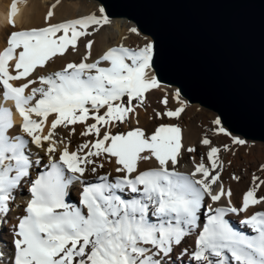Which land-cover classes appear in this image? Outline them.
Here are the masks:
<instances>
[{
    "label": "snow or ice",
    "instance_id": "1",
    "mask_svg": "<svg viewBox=\"0 0 264 264\" xmlns=\"http://www.w3.org/2000/svg\"><path fill=\"white\" fill-rule=\"evenodd\" d=\"M18 2L11 5L13 26ZM54 8L47 11L45 26L12 31L0 50V96L14 101L22 118L19 132L12 134V110L0 107V222L26 180L31 197L13 226L10 264H166L194 231L195 249L184 248L181 256L195 264H264V210L240 221L254 235L230 222L231 215L264 206V195H258L264 179L253 175V186L237 207L221 179L222 148L207 135L200 143L208 163L203 155L198 162L193 156V170L183 173L176 166L197 148L185 147L178 124H160L151 134L140 127L116 131L138 116L149 93L165 92L154 74V43L117 45L92 59L94 41L88 40L79 62L41 75L54 58L75 51L81 38L110 23L103 6L99 15L53 23ZM130 32L139 34L135 27ZM172 99L179 105L174 109L168 107L169 96H161L165 111L156 114L161 119H180L185 112L180 90ZM213 123L214 133L246 144L219 118ZM70 126L72 134L82 126L80 135L92 139L71 150V141L57 131ZM32 145L48 158V170L34 180L31 169L40 160L32 158ZM223 150L230 148L225 144ZM96 158L113 163L119 175L105 173L89 182L85 174L104 167ZM145 162L156 167L141 169ZM74 183L83 185L79 204L67 199Z\"/></svg>",
    "mask_w": 264,
    "mask_h": 264
},
{
    "label": "water",
    "instance_id": "2",
    "mask_svg": "<svg viewBox=\"0 0 264 264\" xmlns=\"http://www.w3.org/2000/svg\"><path fill=\"white\" fill-rule=\"evenodd\" d=\"M94 1L152 38L161 83L264 141V0Z\"/></svg>",
    "mask_w": 264,
    "mask_h": 264
},
{
    "label": "bare ground",
    "instance_id": "3",
    "mask_svg": "<svg viewBox=\"0 0 264 264\" xmlns=\"http://www.w3.org/2000/svg\"><path fill=\"white\" fill-rule=\"evenodd\" d=\"M14 2H16V0H0V50L6 46V39L12 31L45 26L43 25V23H46L44 18L52 5H55V15L54 19L52 20L53 23L78 18V9L82 11L83 16L96 13L97 11L92 4L80 1L79 3L76 2V5L73 3L75 10L74 13L72 11V15L61 17L60 11L63 8V4L61 5V3L57 2L56 0H19L17 3L19 11L15 17V25L13 26L11 23L13 19L11 15V5ZM128 27L133 28L136 26L133 24V22H130L125 18L111 19L109 25L101 28L99 31L93 32L92 35L81 38L78 41L77 49L75 51L69 49V53H66L63 58H54V62H50L49 66L41 71L40 74L48 75L52 72L61 70L68 62H79L82 56L86 53V43L88 40L94 41L92 48V59L98 58L105 51L117 45L123 44L124 46L131 47V44H135L133 46L142 47L144 44L153 41L151 37H145L146 35L143 34L142 37L139 34H135L136 36L133 35L128 30ZM89 31L91 32L92 30L89 29ZM102 66L106 65L102 64ZM161 85L165 90V93L173 90L172 96L178 89L175 86L171 88L172 85H167L164 83H161ZM154 92L149 93L148 96ZM183 100L187 102L185 103L186 110L192 114L184 120L170 119L167 121L163 118L150 121L155 112H153V108L148 105V109H145V107L137 109L138 116H134L132 118V124L134 127H140L144 129L146 134H151L154 132V130L159 127L160 124H178L183 131L185 147L194 146L197 148L196 153H185L181 162L176 166V170L183 173H189L193 170V162L191 159L193 156L196 157L198 162L200 157L203 155L205 156V162L208 163L206 160L207 150L205 146L200 143L201 139L207 135L208 138L213 140V144L215 146H220L222 148L220 154L222 161L221 179L225 188L231 189L233 193V205L239 207L242 203L243 195L249 190L250 187L253 186V175L260 176L262 179H264V172L260 171L261 166L264 165V143L247 141L243 137L231 133L232 136L244 139L246 141L245 145L234 144L231 137L214 133L213 130L216 128V125L213 123V121L218 117L217 114L215 115L211 113L213 110H209V112H207V110L201 112V108L198 106V103L190 104L185 98H183ZM0 107L9 108L12 110L13 120L16 125V128L13 130L12 134H17L19 132V126L22 123V118L15 108L14 101H5L2 96H0ZM137 120L139 123H137ZM91 122L93 121H90V123ZM77 127H80V129L79 131H76L75 134L71 133V126L69 129L60 128L57 130L59 133V138L63 139L65 142L69 140L71 141V150H75L78 145L92 139V137L81 136L80 132L83 130V128L82 126ZM125 129H129V124L125 125ZM47 130L48 129L46 128L45 133ZM116 131H118V129H116ZM225 144L229 146L230 151L223 150V145ZM31 153L33 159L40 160V163L31 169L30 179L34 180L40 173L48 170L46 167L48 158L42 152L36 149L34 145L31 146ZM96 159L98 163H103L104 167L98 168L95 175L86 173L85 175L89 182H98L97 176L104 175L105 173H110L112 177L119 175L115 172V165L113 163H110L103 158ZM151 167H156V164L152 162H145L141 164V169ZM234 176L238 177L239 179H233ZM29 187L30 183L26 180L23 187L15 193V201L12 204L11 212L8 213L6 217H4L5 220H3V222H0V264H10V259L13 255V226L18 223V217L24 215L26 203L31 198L28 191ZM82 187L83 185L81 183H74L72 186H70L68 196V201L70 203L79 204ZM258 195H264V191L258 193ZM257 210H264V206L258 205L255 209H250L248 213L242 212L239 215H231L230 222L237 230L244 231L249 235H254V233L242 225L240 221L246 218L247 215H250L252 211ZM205 213L206 210L204 213H202V222L206 220ZM195 246L196 232L194 231L192 235L186 238L181 246L176 248L172 256L167 259L166 264H169V262L170 264H195L194 261L189 260L187 255L181 256V252L184 248H187L188 252L191 253L195 249Z\"/></svg>",
    "mask_w": 264,
    "mask_h": 264
},
{
    "label": "rangeland",
    "instance_id": "4",
    "mask_svg": "<svg viewBox=\"0 0 264 264\" xmlns=\"http://www.w3.org/2000/svg\"><path fill=\"white\" fill-rule=\"evenodd\" d=\"M57 2H59V3H61V5L63 4V8H62V10L60 11V16L61 17H63V16H67V15H72L73 13H74V10H75V6H74V4L77 2V3H79L80 1H82V2H87V3H89V4H92L95 8H96V10H98V8L99 7H101V5L98 3V2H96V1H94V0H56ZM74 3V4H73ZM76 3V4H77ZM75 4V5H76ZM72 11H73V13H72ZM77 12H78V14H77V16L79 17V16H83V14H82V11L81 10H77ZM96 13H97V15H99V12H97L96 11ZM85 16V15H84ZM109 20H111V19H109ZM131 22V21H130ZM134 24V23H133ZM43 25H45V23H43ZM43 27V26H42ZM105 27V26H104ZM130 27V26H129ZM128 27V30L130 31V29L131 28H129ZM136 28V27H135ZM138 32H139V30H138ZM133 34V33H132ZM133 35H135V34H133ZM139 35H141V37L143 36L140 32H139ZM136 36V35H135ZM145 37H147V36H145ZM153 42V41H152ZM133 45H135V44H131V47H136V46H133ZM169 87H171V86H169ZM171 88H173V86L171 87ZM163 94H167L168 96H169V100H170V103H169V105H168V107L169 108H176V106H178V104H177V102L174 100V99H172V94H173V90H171L170 92H167V93H165V92H161V91H157V92H154V93H152L150 96H148V98L146 99V101H145V104H144V106H142V107H139V108H144L145 107V109H148V105H150L152 108H153V112H155L154 113V115H153V117L151 118V120L150 121H154V120H159V119H161L160 117H158L156 114L159 112V113H162V112H164L165 111V108H164V106L162 105V104H160L159 103V100H160V98H161V96L163 95ZM183 99V98H182ZM184 101V100H183ZM185 102V101H184ZM185 103H187V102H185ZM198 106H200V108H201V112H203V111H206L207 110V112H209V110L210 111H212L210 108H206V107H202L201 105H199L198 104ZM214 111H212L211 113L212 114H217L216 112L215 113H213ZM192 114H190L187 110H185V112L182 114V116H181V118H180V120H184V119H186V118H188L189 116H191ZM217 117L220 119V117H219V115L217 114ZM163 119V118H162ZM164 119H166L167 121H169L170 119L169 118H167V117H164ZM222 122V121H221ZM223 124V123H222ZM223 126L224 127H226L224 124H223ZM132 128H134V126H133V124H132V121L129 123V129L128 130H126L125 129V125L124 126H121L119 129H118V131H129V130H131ZM227 128V127H226ZM79 129H80V127H77L76 126V131H79ZM228 129V128H227ZM228 131L230 132V133H232V134H234V135H239V136H241V137H243L244 139H246L247 141H254V142H259V143H264V141H262V140H254V139H248V138H245L243 135H241V134H236V133H233V132H231L229 129H228ZM68 200H69V197L67 198ZM3 220H5L4 218H2V222H3Z\"/></svg>",
    "mask_w": 264,
    "mask_h": 264
}]
</instances>
